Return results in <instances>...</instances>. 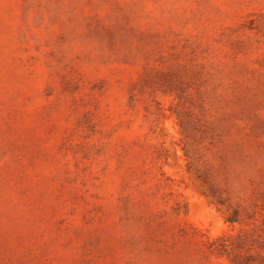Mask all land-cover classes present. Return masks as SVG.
Wrapping results in <instances>:
<instances>
[{
  "label": "rangeland",
  "instance_id": "rangeland-1",
  "mask_svg": "<svg viewBox=\"0 0 264 264\" xmlns=\"http://www.w3.org/2000/svg\"><path fill=\"white\" fill-rule=\"evenodd\" d=\"M0 264H264V0H0Z\"/></svg>",
  "mask_w": 264,
  "mask_h": 264
}]
</instances>
